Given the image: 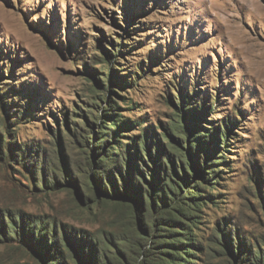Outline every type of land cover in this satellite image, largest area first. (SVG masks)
I'll use <instances>...</instances> for the list:
<instances>
[{
  "label": "rangeland",
  "instance_id": "1",
  "mask_svg": "<svg viewBox=\"0 0 264 264\" xmlns=\"http://www.w3.org/2000/svg\"><path fill=\"white\" fill-rule=\"evenodd\" d=\"M181 100L198 111L192 123ZM108 105L109 115L131 124L118 129L123 146L107 138L114 155L104 157L99 117L109 123ZM223 124L231 134L210 148L214 154L200 151L195 165L197 143L189 150L186 142ZM144 133L154 137L152 155L163 149L159 159L168 169L166 157L178 162L183 147L186 159L177 166L187 174L185 186L206 196L194 214L200 223L186 230L191 264L264 259V0H0V264L53 259L27 240L21 218L54 227L66 264L168 259L164 250L174 247L156 239L179 236L189 217L167 222L163 204L152 205L146 173L157 165ZM135 135L140 153L131 173L142 205L134 193L125 195L133 164L124 146ZM205 163L221 173L204 177L196 168ZM156 175L163 177L162 167ZM171 178L183 197L192 191ZM163 228L174 233L157 232ZM81 242L85 259L75 245Z\"/></svg>",
  "mask_w": 264,
  "mask_h": 264
},
{
  "label": "trees",
  "instance_id": "2",
  "mask_svg": "<svg viewBox=\"0 0 264 264\" xmlns=\"http://www.w3.org/2000/svg\"><path fill=\"white\" fill-rule=\"evenodd\" d=\"M106 51V50H105ZM107 52V51H106ZM117 84H120L119 80L116 79L115 80ZM111 82H113V80L111 79ZM187 97V96H186ZM182 102V113L185 117L186 120L190 121V123H192V121L196 120V117L198 116V111H196V109H191L189 107L186 108V100H184V104L183 101ZM109 109H106L104 115L105 116H111V119L109 121V123L104 122V121H100L102 117H99V124H103L101 129H105V130H100L99 135V141L101 140V144H98L97 147L98 149H102L104 151V153L102 154L104 157H108V154L114 155L113 154V150L114 147L113 145L108 141L107 138H110L112 141H116L117 143H120L123 146V143L121 142V140H119L118 138L121 137V135L119 134V128H127L130 126L131 122L130 121H124V120H117L115 118V116L113 114H108L107 112L109 111H114V108L111 105H108ZM204 118V117H203ZM207 120V119H205ZM103 122V123H102ZM117 122H119V125L117 124ZM193 125V124H190ZM179 126L182 128V130L184 131L183 125L181 123H179ZM115 127V128H114ZM204 130V127H202ZM203 132H206L207 134L205 135H201L198 131L197 134L194 135L193 140H189L186 142V146L187 148H189V146L191 147L192 150V146L194 145L193 142L197 143V150L195 151L196 153V157H194V155H192V159L195 165H197V158L200 157L199 153L200 151H203L204 149L207 150L208 154H214L212 152V150L210 151V148H217L218 146H220L221 144H223L226 141V138L229 136V134H231V130L229 128H227V126L225 124H223L220 127H212L210 128V130H204ZM134 138H132L130 140V143H127L124 147L127 146L126 149V154L128 156V163H132L133 165H131L128 168L127 172V176H128V180H127V185H125L127 187V193H125V195L131 196L130 193H134V197L136 198V201L138 202V204L142 205L143 200L141 198L142 193L140 192V186H134L133 185V179H132V173L131 171H133L132 168L136 169V163H135V157L138 155V153H140V148H138V143L141 141L140 140V135H135ZM153 136L150 135L149 133H144V139H143V146L145 148V151L147 152V156L149 158H151V160L154 162V164H156L154 170L150 173H146V176H150L152 178V184L151 186L153 187V191L155 192L150 198H151V202L152 205H155L156 208H159L157 206V202L163 204V206H161V218H165L167 222H169L170 220H172V222H179L184 219V214H186V216L189 217L188 220V225H182L183 227L180 228L182 230V232H180L179 236L176 237H158L156 239V242L158 244H167L172 248L171 250H164V252H166L169 256L168 259L166 258H161V261L155 262V263H144V264H191V260L189 259L188 255L191 254V250L190 248H192L194 245H192L193 242H188L185 240H190L188 238L189 236V232L186 231L188 229L189 226H195V224H199L200 222L197 221V217H194L195 212H198L199 208H201L202 206H204L206 204V196L201 195L198 193V190H196L197 185H187L185 186V182H188V179H186V175L183 172L182 166L179 165V167L177 166V163L180 164V159L181 158H185V153H184V149L183 147L177 148V155L179 157L178 162L174 161V159L172 157H166V162L169 164L170 169L167 168V165L164 164L163 162L161 163V160L159 159V154L163 152V149L159 146L158 150L156 152L155 155H152L151 153V147L153 145ZM103 139V140H102ZM223 140V141H222ZM106 142V144H105ZM121 146H119L120 148ZM123 151V150H122ZM121 151V152H122ZM188 151V149H187ZM32 152V151H30ZM124 152V151H123ZM212 152V153H211ZM36 153V152H35ZM29 156V155H28ZM125 156V155H124ZM217 159L220 160V158L222 156H220V154H216ZM98 160V164L97 166H99L100 170L95 171L98 176L97 179L100 180V175L102 172L103 168H100V166H104V160H101L100 158L97 159ZM110 161H115L114 158H110ZM187 164V162H185ZM213 164V162H212ZM212 164H206L205 163V167L204 170L201 169L199 166L196 168V171H200L204 177L207 176L208 179L210 177H212L213 174H220L221 171H219L220 169H217L216 171L212 168ZM158 167H162L163 168V177H160L158 174ZM205 169H208L207 171ZM183 173V177L182 179H179V172ZM195 171V172H196ZM171 176H175L176 178H178L180 181H178V183L180 182L182 184V187H186V188H190L192 189V191H186L187 196H182L181 193V188L180 186L176 183L173 182ZM162 178V179H161ZM214 178V177H213ZM142 179L144 181H146L145 177H142ZM99 182V181H98ZM195 183V182H193ZM101 186V185H100ZM103 188V187H102ZM171 188V189H170ZM175 189H178V192H173L175 191ZM166 190V191H165ZM173 190V191H172ZM115 191L118 193L119 196H122L121 193L118 192L116 185H115ZM105 194H109L107 189H104ZM171 196V198L169 199L168 196ZM196 195V196H195ZM155 200V204L153 203ZM168 201H170V205L167 206ZM146 214L151 213V209L149 207V205H146ZM165 216V217H162ZM11 225L14 227L12 228V232L13 234L17 232L16 229V223H14V221L11 220ZM155 227V224H152ZM159 226V225H157ZM186 226V227H185ZM20 230L22 233L25 234L27 240L34 246L36 247V249L38 251H40L45 258H48L50 256H53V259H47L46 262H48V264H66L65 261L62 260V253L59 252L60 251V241L55 233L54 227H47V226H43L42 223L39 224V227L36 226V223L33 222V225H25L24 221L20 220ZM49 231L52 233V235L49 237H47V235L49 234ZM169 232L174 233L173 230L170 229H159L157 232ZM35 232H37V238H35ZM230 234L225 235V238L228 240L229 239ZM49 241H51V245L49 244ZM86 244V242H81V244H77L75 243V245L77 246V249L79 250V254L80 256H82V259H85V253L82 250V246ZM90 244V243H89ZM228 245L230 246V248L232 249V245L231 243L228 242ZM91 246V244H90ZM190 247V248H189ZM245 248V244L241 243V245L239 246L240 251L243 250ZM53 251L54 255H51V252ZM233 251V249H232ZM244 252L241 251V253H239L240 255L238 256V258H241V255ZM261 257V256H260ZM260 257L257 258V263L256 264H264V259H260ZM91 260L92 258H94V253L92 254V256L90 257ZM183 258V259H180ZM113 262H117L118 259L116 257H113ZM241 260V259H239ZM50 261H53L54 263H49ZM88 264H94L91 262H88ZM96 264V263H95ZM98 264H105L104 261L98 262Z\"/></svg>",
  "mask_w": 264,
  "mask_h": 264
},
{
  "label": "bare ground",
  "instance_id": "3",
  "mask_svg": "<svg viewBox=\"0 0 264 264\" xmlns=\"http://www.w3.org/2000/svg\"><path fill=\"white\" fill-rule=\"evenodd\" d=\"M237 38H238L239 41L247 43V47L252 48V44L248 42V39H247L243 34H239V36H237ZM237 38H236V39H237ZM236 39H235V40H236ZM240 44H241V43H240ZM244 45H245V44H244ZM254 46H255V45H254ZM242 47H243V45H242Z\"/></svg>",
  "mask_w": 264,
  "mask_h": 264
}]
</instances>
